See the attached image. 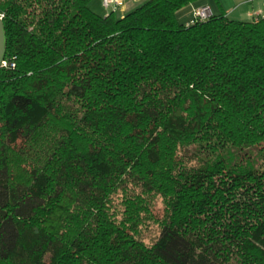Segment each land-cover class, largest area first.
<instances>
[{
    "label": "trees",
    "instance_id": "trees-1",
    "mask_svg": "<svg viewBox=\"0 0 264 264\" xmlns=\"http://www.w3.org/2000/svg\"><path fill=\"white\" fill-rule=\"evenodd\" d=\"M91 1L0 0V264H264V17Z\"/></svg>",
    "mask_w": 264,
    "mask_h": 264
},
{
    "label": "crops",
    "instance_id": "crops-1",
    "mask_svg": "<svg viewBox=\"0 0 264 264\" xmlns=\"http://www.w3.org/2000/svg\"><path fill=\"white\" fill-rule=\"evenodd\" d=\"M139 2L142 0H132ZM100 4V0H98ZM130 0H125L123 8L125 11L130 10ZM209 6L213 15L224 14L228 18L236 20H252L264 17V0H195L188 6L179 11L180 15H184V20H188L191 11L200 6ZM105 13V9L100 6Z\"/></svg>",
    "mask_w": 264,
    "mask_h": 264
},
{
    "label": "rangeland",
    "instance_id": "rangeland-1",
    "mask_svg": "<svg viewBox=\"0 0 264 264\" xmlns=\"http://www.w3.org/2000/svg\"><path fill=\"white\" fill-rule=\"evenodd\" d=\"M142 1L139 2H133L132 0H130L129 5H130V9H134L136 6H138ZM99 2L98 0H92L90 2V8L95 11L98 12L100 14H103V10L101 9V5H98ZM255 20V19H253ZM152 215L154 217V219L156 218H160L162 215V211H163V205L161 202L160 198H155L153 205H152ZM159 227L156 223V221L154 220H147L141 227H140V238L145 242V243H152L154 241V239L157 238L158 234H159Z\"/></svg>",
    "mask_w": 264,
    "mask_h": 264
},
{
    "label": "built area",
    "instance_id": "built-area-1",
    "mask_svg": "<svg viewBox=\"0 0 264 264\" xmlns=\"http://www.w3.org/2000/svg\"><path fill=\"white\" fill-rule=\"evenodd\" d=\"M101 6L105 9L106 12L112 11L119 14H124L127 11L123 8L125 0H100ZM211 9L209 6H200L197 8H194L191 11L190 18L186 21V25L192 24L197 21H203L212 16ZM1 18V16H0ZM258 19H255L253 21H257ZM5 62H2V65H4Z\"/></svg>",
    "mask_w": 264,
    "mask_h": 264
},
{
    "label": "water",
    "instance_id": "water-1",
    "mask_svg": "<svg viewBox=\"0 0 264 264\" xmlns=\"http://www.w3.org/2000/svg\"><path fill=\"white\" fill-rule=\"evenodd\" d=\"M5 44H6V38H5L4 26L2 23V19L0 18V67L2 66V62L5 56Z\"/></svg>",
    "mask_w": 264,
    "mask_h": 264
}]
</instances>
